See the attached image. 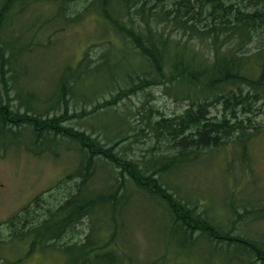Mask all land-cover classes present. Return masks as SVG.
Wrapping results in <instances>:
<instances>
[{
    "label": "rangeland",
    "instance_id": "obj_1",
    "mask_svg": "<svg viewBox=\"0 0 264 264\" xmlns=\"http://www.w3.org/2000/svg\"><path fill=\"white\" fill-rule=\"evenodd\" d=\"M224 1L226 4H246L242 0ZM32 2L35 4L34 10L30 9L20 18L15 12L8 24L12 38L19 31L31 33L25 36V45L28 46L22 50L20 56L23 59L20 61L26 68L23 80L27 84L23 86L32 88L35 100L39 98L54 101L59 77L70 66L75 67L82 60L98 65L103 59H108L98 69L81 71L79 83L76 84L82 86V89L75 93L68 90L65 97L59 98L52 105L57 114L50 112L46 124L38 126V130L45 135H56L64 142L57 155L52 151L35 154L27 149L25 143L12 146L4 155H0V264H11L10 261L20 264H65L68 255L61 260L57 249L77 245V249H82L81 245L94 244L105 227L102 225L99 233L91 229L101 221L113 226L117 223L115 246L123 257H129L134 264H156L165 247L163 225H170V210H167L166 198L159 190H165L169 186L179 188L174 194L175 199H188L189 201L184 202L197 214L200 212L203 217L207 216L214 222L221 223L223 234H231L239 246L247 247L238 240L240 237L258 242L264 240V99L254 102L251 96L250 111L240 108L234 112L236 118L231 113L227 114L233 121L246 120V133H251L242 136V140L249 137L245 147L243 141H234L239 140L241 135V129L236 130L231 139L224 138L221 145L206 147L200 152L194 151L192 154L198 152L195 159L168 171L162 178L153 173V178L157 179V187L150 184L152 193L142 191L139 188L140 181L136 183L129 178L128 181L134 184V188L129 190L124 206L114 208L111 201L102 203L96 197V191L113 182L111 187H114L119 171L129 177L128 163L137 162L140 168L143 165L145 169V165L158 155L177 153V145L170 134L155 130L153 123L161 116L182 113L191 104V100L172 97L165 91L164 84L155 82L152 76L143 80L152 83L150 86L141 85V89L125 97L121 88L129 87L133 79L138 82V75L144 77L146 74L136 73L149 68L147 61L137 58L135 47L112 26L98 18L97 10L93 7L87 9L91 6L87 0ZM61 5L71 7L70 13L57 15L60 10L58 6ZM260 6L264 9V3ZM138 7L134 0L127 1L122 13L131 8L130 13L137 15L135 11ZM146 8L150 16L148 23H152L154 29L163 32L164 37L171 38L173 42L180 40L182 43H191L209 55V62L212 63L213 40L199 35L198 30H192L191 24L176 25L170 19L175 13V0L163 3L152 0L146 4ZM207 8L211 11L213 7L209 5ZM197 11H201L198 17L203 18L204 8L198 6ZM261 14L264 16V13ZM197 26L201 29L200 24ZM222 37L225 38L218 39L215 48L226 50L238 47L229 32ZM243 47L249 52L256 49L255 43ZM6 57L9 59L8 55ZM251 60H255L253 55ZM12 62L7 63L9 71L12 70ZM245 71L254 81L261 79V72L255 63L249 64ZM148 74L153 75L154 72ZM9 75L7 73L5 77ZM76 78L74 74L71 80ZM89 82L90 94H96L93 97H86L89 90L86 85ZM187 83L188 81L183 86ZM241 88L243 94H254L249 86ZM8 103L13 109H17L19 105L17 100H10ZM104 103H108V108L103 106ZM63 112L66 113L58 115ZM223 114L222 104L210 106L209 115L221 119ZM248 118L262 125L258 133H255L257 130L252 124H247ZM21 128L20 134L25 136V127L22 125ZM104 142L112 144V147L110 150L107 148L105 156L100 158L97 144L102 145ZM95 159V171L86 184L83 183L87 186L82 192L87 199L94 201L92 210L90 214L74 219L71 223L74 225L62 232L61 235L64 236L54 244L56 254L48 253L53 247L49 242L42 244L41 248L17 243V238L35 223L39 222L40 225L48 220V213L59 208L70 195L76 193L79 184L83 187L82 177L77 170L92 168L90 163ZM87 189L94 191V194ZM197 202L202 204V208L191 206ZM255 205H260L263 210L245 213V209L250 211ZM25 206L28 208L23 210ZM233 206L243 216L234 212ZM165 232L169 237L168 228ZM179 235L180 232L176 231V236ZM31 238L32 234L29 233L26 239ZM57 238L50 242L53 243ZM209 242L210 246L198 241L184 247L189 255L177 250L181 248L179 244L174 249L168 247L170 255H165L163 259L168 260L169 264H245L244 261L239 262L236 252L232 251L228 260L225 248L231 247L229 240L217 244L215 239ZM65 243L68 244L64 245ZM44 246L49 248L44 250ZM89 256L96 259L98 253L91 252ZM78 257L74 258L76 264L85 261L83 256L80 260ZM208 259H211V263ZM85 264L89 262L86 260Z\"/></svg>",
    "mask_w": 264,
    "mask_h": 264
},
{
    "label": "trees",
    "instance_id": "obj_2",
    "mask_svg": "<svg viewBox=\"0 0 264 264\" xmlns=\"http://www.w3.org/2000/svg\"><path fill=\"white\" fill-rule=\"evenodd\" d=\"M127 1L130 0H87L91 5L87 9L93 7L97 10L98 18L112 26L117 33L135 47L138 52L137 58H142L148 63L147 70L136 73L146 75L144 77L138 75L139 81L134 82L133 79L129 87L121 88L122 93L127 97L141 89V85L150 86L152 83L143 82V80L147 76H152L155 82L164 84L165 91L172 97L190 99L191 104L182 113L169 117L161 116L153 123L155 130L168 132L173 138L178 148L175 155H158L145 165V169L143 165L140 168L137 162L131 161L128 163L129 177L120 171V174L115 177L117 181H115L114 187H111L113 182L103 186L102 190L96 191L98 193L96 197L100 202L111 201L114 203V208H119L121 203L125 202L129 190L134 188V184L128 181L129 178L136 183L140 181L139 188L142 191L152 193L150 184L157 187V179L153 178V173L162 178L168 171L195 158L203 148L221 145L224 138L231 139L236 130L241 129L238 139L242 140L243 135L251 133H246V120L233 121L231 116L227 117V114L231 113L233 118H236L237 115L234 112L240 108L250 111L251 96H253L254 102L264 99V16L261 14L264 13V9L260 6L264 0H242L243 3H246L244 6L240 2L226 4L224 0H175V13L171 15L170 19L176 25L191 24L192 30H198L199 35L210 37L213 40L212 63L209 62L211 60L209 55L204 54L201 49L195 48L191 43H182L180 40L173 42L171 38L164 37L163 32L154 29L152 23H148L147 19L150 16L147 14L146 4L152 0H134L135 5L139 6L135 11L138 16L130 13L131 8L122 13ZM159 1L163 3L166 0H156V2ZM209 5L213 7L211 11L207 8ZM198 6L204 8L203 18L198 17L201 14V11H197ZM58 7L60 10L55 11L57 15H67L71 11V7L68 5ZM34 8L35 4L32 0H0V154H5L10 147L20 146L22 143H25L27 149L35 154L46 151L57 154V149L64 142L60 141L56 135H45L43 131L38 130V126L46 124L50 112L54 115L57 114L52 105L59 98L65 97L68 90L75 93L82 89V86L76 84V82L79 83L81 71L98 69L99 65L108 59H103L98 65H91L82 60L77 66H70L59 77L58 92L54 101L39 98L35 100L32 88L28 85L26 88L23 86V84H27L23 80L26 68L20 61L23 59V56H20L22 50L28 46V44L25 45V36H29L31 33L19 31L12 38L9 34L11 27L8 24L15 12L20 18ZM198 24L201 25V29L198 28ZM228 32L238 47L226 50L215 48L217 40L225 38L222 35L228 34ZM251 43H255L256 49L249 52L243 46ZM252 55L255 58L254 61L251 60ZM8 62L13 63L11 71L8 70ZM251 63H255L261 72V79L258 81H254L245 71ZM153 72V75L148 74ZM7 73L10 74L9 77H5ZM74 74L77 78L73 81L71 77ZM187 81L188 83L183 86ZM241 86L251 87L254 94L250 95L248 92L243 94ZM86 87L90 90V82ZM89 90L86 92V97L96 95H91V90ZM10 100L19 102L17 109L10 108L8 103ZM218 103L222 104L224 112L221 119L209 115L210 106ZM103 106L108 108V103H104ZM65 113L58 115L62 116ZM247 124L253 125L257 130L255 133L261 130L262 125L252 119L248 118ZM22 125L25 127L23 129L25 136L20 134ZM97 148L101 150L103 146L97 144ZM194 151L198 152L192 154ZM96 160H91L92 168H81L82 171H77L78 175L82 177L81 185L83 187L81 188L79 184L76 193L70 195L59 208L51 210L48 213L50 216L48 220L40 225H38L39 222L34 224V236L31 240L20 235L18 237L20 241L28 247L37 246L40 248L42 244L49 242L53 246L48 251L50 254L54 249H57L54 244L64 236L61 235L62 232L64 230L66 232L74 225H71L72 221L90 214L94 201L87 199L82 192L87 186L84 184L95 171ZM178 189V187L169 186L165 190H159L160 194L166 198L167 210H170L168 212L170 225L165 224L164 226V229L168 228L170 232L169 237L166 234L169 244H179L181 248H177V250L189 255L190 253L186 252L184 248L189 244L194 245L196 242L204 240L212 242L213 239L217 244L229 240L232 248H225L228 260L231 258L230 251H232V253L236 252L237 260L244 261L245 264H264V240L258 242L240 237L238 240L245 243L247 247L239 246L231 234H223L221 223H216L207 216L203 217L200 212L197 214L184 202L189 201L188 199L184 201L175 199L174 194ZM88 191L94 194V191ZM200 204L197 202L191 206L200 208L202 205ZM26 208L28 207H24L23 210ZM113 210L116 211V209ZM233 211L238 212L235 206H233ZM256 211L260 212V209ZM245 213L253 212L245 210ZM238 215L243 216V213L238 212ZM102 225L106 231L99 236L94 244L81 245L82 249H77L79 245L57 249L64 253V256L68 255V261L65 264H76L74 258L78 256V260L82 256L85 260L80 264H85L86 260L89 264H134L133 261L126 262L125 257L115 246L118 232L117 223L113 226L106 221H101L92 227V231L95 230L99 233ZM176 231L180 232L179 236H176ZM55 238L57 239L53 243L50 242ZM87 238L89 237L87 236ZM105 247L108 249L105 250ZM46 248L49 246L43 247L44 250ZM91 252H97L98 257L92 259L89 256ZM252 256H254L253 259ZM163 258L164 256L156 264H169V261Z\"/></svg>",
    "mask_w": 264,
    "mask_h": 264
}]
</instances>
